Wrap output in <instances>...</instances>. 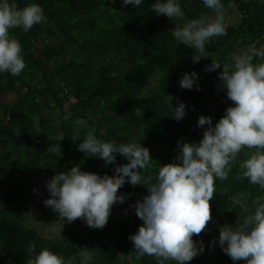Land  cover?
I'll return each instance as SVG.
<instances>
[{
	"label": "trees",
	"instance_id": "trees-1",
	"mask_svg": "<svg viewBox=\"0 0 264 264\" xmlns=\"http://www.w3.org/2000/svg\"><path fill=\"white\" fill-rule=\"evenodd\" d=\"M153 2L143 0L136 8L122 6L121 0H16L20 7L40 4L47 20L28 32L10 30L23 46L25 68L18 76L0 73V259L7 257L6 264H27L33 243L36 251L48 248L68 264H82L84 252L87 264H157L153 256L138 260L129 239L142 224L132 205L147 195L143 185L126 182L119 189L126 199L113 205L102 229L80 218L64 221L43 203L50 195L46 181L58 171L79 164L86 171L113 174L115 164L105 165L78 149L87 133L117 143L141 141L154 159L148 171L155 173L159 164L177 156L179 140L202 138L200 115H210L215 123L233 104L220 86L219 72L223 64L233 63L243 45H264V2L222 0L227 35L213 37L206 57L196 63L194 49L176 41L172 32L201 14L215 13L203 0H181L184 18L171 19L157 16L150 8ZM213 60L221 67L205 71ZM193 70L199 88H181L182 75ZM170 95L173 107L186 104L187 114L180 121L168 112ZM78 119L87 124H77ZM60 132L65 134L62 153L46 154L56 143L49 137ZM126 162L117 155V164ZM259 194L257 185L239 179L233 165L227 180L216 181L212 220L193 236L205 251L184 264H244L222 251L219 229L225 223L235 225L243 205ZM34 199L48 220L61 223V232L46 235L30 224L34 207L29 202Z\"/></svg>",
	"mask_w": 264,
	"mask_h": 264
},
{
	"label": "clouds",
	"instance_id": "clouds-1",
	"mask_svg": "<svg viewBox=\"0 0 264 264\" xmlns=\"http://www.w3.org/2000/svg\"><path fill=\"white\" fill-rule=\"evenodd\" d=\"M121 3L139 8L143 0H121ZM203 4L215 15L201 14L172 32L176 41L194 49V63L206 57V45L213 37L227 35L222 0H203ZM150 8L157 16L171 19L185 16L181 0H154ZM46 20L44 9L38 3L20 7L16 0H0V73L18 76L25 68L23 46L10 30L21 28L28 32ZM221 65L213 60L205 71H215ZM222 67L220 86L233 104L215 123L210 115L199 116L198 126L204 129L199 141L179 140L177 156L171 162L159 164L155 173H149L154 159L141 141L117 143L113 138L101 139L89 132L80 140L78 149L85 156L103 159L105 165L115 164L113 174L86 171L79 164L58 171L46 181L50 195L43 203L64 221L80 218L88 226L102 229L113 205L122 204L126 199L119 189L126 182L133 186L141 184L147 189V195L132 205L142 221L138 230L129 235L132 254L138 260L153 256L157 264L172 261L184 264L205 251L203 242L194 240L193 236H199L213 218L210 201L214 198L216 181L227 180L233 165H237L239 179L257 185L260 194L243 205L235 225L225 223L220 227L218 243L233 261L264 264V45L249 46L233 56L232 64ZM198 80V73L193 70L185 72L179 84L190 90L194 84L199 88ZM172 99L170 95L166 100L168 112L180 121L187 114L186 104L181 101L173 107ZM70 116L71 113L67 114L65 119ZM75 122L87 124L84 119ZM64 137L63 132L49 137L56 143L50 144L45 153H62L60 141ZM245 149L252 151L245 152ZM118 154L127 162L117 164ZM29 251L31 258L27 264H68L63 255L48 248L36 251L35 243ZM87 261L88 253L84 252L82 264Z\"/></svg>",
	"mask_w": 264,
	"mask_h": 264
},
{
	"label": "rangeland",
	"instance_id": "rangeland-1",
	"mask_svg": "<svg viewBox=\"0 0 264 264\" xmlns=\"http://www.w3.org/2000/svg\"><path fill=\"white\" fill-rule=\"evenodd\" d=\"M248 47L243 45L241 48V51L247 49ZM66 103H70V101H66ZM30 206H33L34 211L31 213V220H30V224L31 225H35L36 227H38L40 230L43 231V233H45L46 235L49 234H56L61 232L62 229V225L59 221H55V220H48L45 217L44 212L41 210V207L39 206L38 202L36 199L31 200L29 202ZM2 264H6L7 263V257H3L0 259Z\"/></svg>",
	"mask_w": 264,
	"mask_h": 264
}]
</instances>
